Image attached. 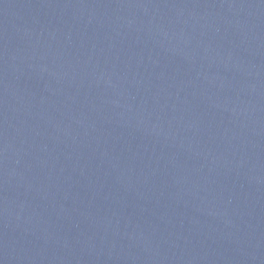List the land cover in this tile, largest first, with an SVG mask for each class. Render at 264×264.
Returning <instances> with one entry per match:
<instances>
[{
  "label": "water",
  "instance_id": "1",
  "mask_svg": "<svg viewBox=\"0 0 264 264\" xmlns=\"http://www.w3.org/2000/svg\"><path fill=\"white\" fill-rule=\"evenodd\" d=\"M0 264H264V0H0Z\"/></svg>",
  "mask_w": 264,
  "mask_h": 264
}]
</instances>
